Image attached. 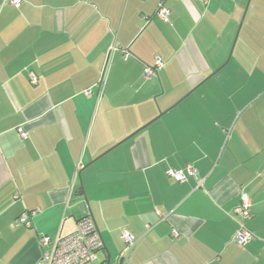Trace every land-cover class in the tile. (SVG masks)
I'll return each instance as SVG.
<instances>
[{
	"label": "crops",
	"instance_id": "0c3cea01",
	"mask_svg": "<svg viewBox=\"0 0 264 264\" xmlns=\"http://www.w3.org/2000/svg\"><path fill=\"white\" fill-rule=\"evenodd\" d=\"M158 2L0 0V264H36L87 215L88 264H264V0H167L169 22ZM112 44L128 59L106 64Z\"/></svg>",
	"mask_w": 264,
	"mask_h": 264
},
{
	"label": "built area",
	"instance_id": "2783aa9c",
	"mask_svg": "<svg viewBox=\"0 0 264 264\" xmlns=\"http://www.w3.org/2000/svg\"><path fill=\"white\" fill-rule=\"evenodd\" d=\"M7 1L12 5L17 6L21 0ZM166 1L167 0H159L155 15L162 21L169 22L170 9L166 6ZM117 51L121 52L124 60L128 59L130 56L128 48H120L119 46L112 44L108 48L106 64L112 59ZM162 65V61L159 58H156L153 66H146L143 69L142 75L144 78H150L157 74L158 69H160ZM104 75L105 73H103L99 81L95 83V86L100 91L104 85ZM29 81L31 84L37 83V78L32 72L29 74ZM91 92V88L85 90V94L87 95H90ZM17 131L21 139H26L28 137V134L21 127H18ZM196 174V169L191 164L186 165V172L175 170L173 168L167 170V175L177 182H184L188 177L196 176ZM16 197L17 195L15 198ZM249 207V198L245 194L241 195L240 203L235 208V213L240 217V220L239 227L234 235V240L239 245L246 243L252 236V233L244 224L245 220L250 216ZM156 212L160 218L166 217L161 211L156 210ZM36 213V210L25 211L19 215L16 221L20 224L30 226V218ZM172 234L176 235V232H173ZM122 237L128 250H130L138 240L134 235L125 230L122 232ZM39 244L42 251L36 264H88L96 259V250L101 247L102 240L94 220L87 215L78 222L77 229L74 232L67 235H43L39 238Z\"/></svg>",
	"mask_w": 264,
	"mask_h": 264
},
{
	"label": "water",
	"instance_id": "95a60500",
	"mask_svg": "<svg viewBox=\"0 0 264 264\" xmlns=\"http://www.w3.org/2000/svg\"><path fill=\"white\" fill-rule=\"evenodd\" d=\"M239 28H240V27H239ZM238 31H239V29H238ZM238 31H237V34H238ZM237 34H236V36H237ZM235 38H236V37H235ZM233 44H234V43H233ZM149 122H152V121H149ZM149 122H148L147 124H149ZM144 126H146V125H143L142 127H140L139 129H137L136 131H134L133 133H131L129 136H127L125 139H123V140L120 141V142H123V141H125L126 139L130 138L131 136H133L134 134H136L137 132H139ZM118 144H119V143H118ZM77 195H79V196L84 195L83 190L77 192ZM86 207H88V204H87V203H86Z\"/></svg>",
	"mask_w": 264,
	"mask_h": 264
}]
</instances>
